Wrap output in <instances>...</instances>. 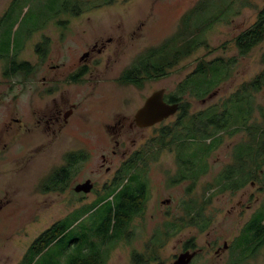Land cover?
Segmentation results:
<instances>
[{
    "label": "rangeland",
    "instance_id": "374dc122",
    "mask_svg": "<svg viewBox=\"0 0 264 264\" xmlns=\"http://www.w3.org/2000/svg\"><path fill=\"white\" fill-rule=\"evenodd\" d=\"M97 1L103 0H0V264H28L31 254L26 253L33 240L60 219L72 228L67 239L84 227L88 235L86 233L83 238L96 237L94 230L106 214L104 206L96 199L120 162L118 157L114 158L110 173L100 167L101 153H110L101 122L111 121L115 111L121 110L132 119L144 97L158 89L165 88L167 94L175 93L202 60L223 57L231 63L229 75L215 87V81L224 76V70L218 77L193 78L192 87L184 93V101L190 106L183 123L188 124L200 113L207 121L204 112L220 115L227 109L233 112V119L227 129L198 141V163L204 165V160L205 165L208 164L207 171L198 169L196 179L190 173L177 183L171 178L181 177L180 153L185 154L182 156L192 154L196 146L179 148L177 138L162 139L161 129L179 121L181 110L158 125L132 133L131 137L137 140L136 148L145 142L161 146H155V154L149 149L147 159L141 162L145 164L141 165L144 170L139 165V178H146L150 192L146 209L133 220V232L128 238L109 249L107 264H127L131 253L136 250L145 253L150 244L160 252L163 262L169 263L171 257L179 253L181 245L193 236L204 246L218 234H224L230 241L249 213L246 210H243L246 215L239 213L241 210L233 206L244 195L248 200L250 191H258L257 195L262 197L259 191H264V152L253 153V170L257 174L253 177L255 185L247 183L240 195L224 193L219 177L227 165L237 163V145L240 156L249 157L250 165V147L258 151L264 142V89L253 92L250 105L240 100L241 95L235 103L231 102L232 94L264 69V40L246 54H240L236 44L238 36L257 21L264 9V0H210L207 8L192 21L196 36H199L196 39L202 40L201 46L169 69L166 76L147 79L138 86L122 84L115 77L148 47L163 43L177 32L183 17L201 0H112L96 6ZM76 13H82L83 17L72 22L71 31L67 29L65 38H60L59 31L64 30ZM44 35L51 37L49 62L65 63L53 72L68 71L73 56L88 49L96 36L114 39L110 44L113 52L108 67H101L105 79L94 80L98 83L93 84L82 80L81 86H66L69 90H78L74 100L81 101L77 111L82 120L56 135L45 131L43 124L37 127L34 113L38 110V114L39 105L47 98L43 95L45 85L42 82L47 65L41 63L35 47ZM21 54L35 64L28 82L22 72L5 75L9 68L5 62L19 60ZM107 61L103 59V63ZM49 79L48 76L46 80ZM55 79L59 80L58 77ZM51 85L58 95L62 82ZM205 92L208 93L198 95ZM10 116L22 117L30 129L24 126L18 130V123L9 124ZM210 128L214 130L212 126ZM215 138L219 139L215 141ZM79 143L89 154L87 159L80 161L71 184L74 187L91 177L97 191L79 195L73 187L65 193L43 190L41 185L48 173L62 163L67 151L79 149ZM210 147L208 157L203 159ZM165 198L171 200L170 204H162ZM191 199L204 201L201 208L211 225L203 234L188 225ZM59 248L60 243H53L31 264H44L50 255L57 256ZM249 264H264V248Z\"/></svg>",
    "mask_w": 264,
    "mask_h": 264
},
{
    "label": "flooded vegetation",
    "instance_id": "af4514ba",
    "mask_svg": "<svg viewBox=\"0 0 264 264\" xmlns=\"http://www.w3.org/2000/svg\"><path fill=\"white\" fill-rule=\"evenodd\" d=\"M82 17H83L82 13H76L73 19H69L68 25L64 28V30L59 31L60 33L59 37L64 39L66 36L67 29L71 31L72 22H75L81 19ZM50 38H51L50 35H44L42 37V40L35 44L36 53L40 56L41 63L43 64L45 63L44 64L45 66L47 65L46 74L43 76V81H42L43 84L45 85L44 87L45 93L43 95L46 94L47 98L43 105H39L38 114H37L38 110H36L34 113L36 116L35 117L36 126L38 127L43 124L45 131L48 132L51 131L50 133L56 135L57 132L62 131L65 127L70 126L72 124H77L79 120H82L80 113L77 111L81 101L76 102L74 100L75 94H77L78 90L76 89L69 90V88H67L66 86L68 85L81 86L82 80L85 83L93 84V83H98L99 80L105 79L101 67L103 65L106 68L108 67L109 60L111 59L113 52L111 50L110 44L114 41V39L113 37L105 38L104 36H100V37L96 36L94 42L90 44L88 49L84 50L82 54L79 56L76 55L73 56L74 61L70 64L71 68H69L68 71L66 70L64 72L63 71L53 72L52 71L53 69L56 68L60 69L62 65H65V63L62 62V64L60 63L52 64L49 62L50 50H51ZM41 43L43 44V46L39 47ZM48 45L49 47H47ZM23 54H21L19 60L9 61L8 63L7 62L5 63L6 65H8L9 68L16 67V70H13L12 73L22 72V74L25 77L24 78L25 81L28 82L29 81L28 75H30L35 70L34 69L35 64L29 61L26 57H23L24 56ZM103 59H107L108 61L103 63ZM127 68L123 67L119 71L118 75L115 77V79L116 80L118 79L119 82L121 81L122 84H125V82H123L121 79L123 77L124 71ZM104 70L105 69L103 67V71ZM48 76L50 77V79L46 80L48 79ZM55 77H58L59 80H56ZM92 79L93 81H90ZM137 79L139 80V83L145 82L144 71L140 72ZM94 80H98V81H94ZM61 82L63 87L59 88V92L57 95L56 94L57 90L53 88V85H51V83L60 84ZM134 85L138 86L136 84ZM150 95L144 97L143 104L137 109L132 119L128 114L123 113V111L121 110V111H115L114 115H112L111 117V121L101 122L102 123L101 128L104 134L107 136L108 145H110V151H109L110 153L108 154L105 152L101 153L102 163L100 164V167L102 169L104 168L106 172L110 173L112 171V165H110V163L114 162V158L118 157L120 161L116 166V169L114 170L113 176L110 178L109 181L107 180L105 181L103 185L102 194L98 195L97 197V199H99L100 197L106 196V198H104L101 201V204H104L107 201L113 202L118 196V194L121 193V191L112 192V188L114 187L115 183L119 181L120 178L119 173L121 171H125L128 169L132 173L140 172L141 168L143 169V166L141 165H145L142 164L141 162H145V160L147 159L145 156L149 153V149L151 148L152 152H154L155 154V150H154L155 146H157L156 148H159V146H161V144H156L155 142H145L142 143L140 147L136 148L137 140L131 137L134 131L153 127L167 120L169 117L173 116L171 115L168 118H165L164 120L157 122L153 125H149V126L138 125L136 121V114L139 111V109H141L145 105L146 100ZM167 95L168 94L166 92L165 101L168 103L179 102V109L181 110L182 101H172ZM216 113L218 114V112H215V114ZM77 116L80 119H78ZM10 118L11 119L9 124L18 123L19 124V127L17 128L18 130L24 129V126H26L27 130L30 129L27 127L28 124L23 122L22 117L10 116ZM207 121L209 122L208 119ZM79 144L81 145V143ZM81 146L79 149L75 148L74 150L67 151L64 155L62 163L58 164L56 168H54L50 173H48L49 175L54 171L58 172L59 180L61 181L59 190H57L58 192L65 193L69 188L73 187V185L71 184V179H73V176L77 170V166H79L80 161L88 158L89 153L87 152V149L84 148L85 146L82 147ZM236 152H237V147H236ZM254 152H256V150H252V148H250V153H249L251 159L250 165L248 162L249 157L247 158V156L244 155V157H242L243 161H240L239 163H233L231 165L233 167V170L227 169L228 165L223 169V172L220 174L219 177V179L221 180V185L224 184L225 180L231 182L229 188L223 190L224 193L229 192L230 194L234 193V195L238 193L240 195V190L245 188V186H247V183H249L250 185H255V179H253V177H255L257 174L256 172L254 174L255 169L252 164V161H254V157H253ZM68 153H75L77 155L84 153V159L77 160L74 166H71V162L66 159V155ZM182 155L185 154L181 152L179 157L181 164L180 167L181 177L178 179L177 178L174 179L172 177L171 181L173 183H177L181 179L189 177L190 173L191 175L193 173L197 174L198 167L201 165L198 163L199 156H197L198 157L197 159L196 158L194 159L193 156H192L193 158L191 157L192 154H188L186 156H182ZM203 159L205 158L203 157ZM192 163H195L194 165L197 166L194 169H189V165H191ZM203 163H205L204 160ZM139 165L141 166V168L139 167ZM230 172H234V173L230 174ZM227 177L228 178L231 177L232 179L228 180ZM87 180H90L91 183L93 184L92 190L89 192L76 191L75 189L76 186L84 183ZM93 180L94 179L91 177L85 178L83 181L77 183L73 187L74 191L79 195L81 194L87 195L95 190L97 191V189L95 188V181ZM143 180H145L144 181L145 190H144V198L142 200V204L136 210L137 212L135 211L132 214V217H130L131 219L129 218L128 225L125 228L126 232L124 233V237L118 239L119 241L121 239L128 238V235L133 232L131 229V224L133 220L136 217H138V215L139 216L140 214L142 215L146 209L148 196L150 192L146 178L144 177ZM243 181H246V184L241 186V183ZM129 182L130 181L128 179H125L123 183L127 185ZM257 193L258 191H250L248 200L244 199L246 197V195H244L243 199L238 200L236 202V206H233L234 208L236 207L241 210L239 211V213L242 212L244 215H246L247 212L243 210H246L249 213L246 217L245 222L242 223L239 232H237L230 241H228L227 238H224V234H218L214 239L209 240L204 246V245H200L199 240H197V237L193 236L188 240H186L183 245H181V249L179 253H175L171 257V261H169V263L163 262V258H161L160 252L155 247H153V245L150 244L149 248L145 251V253H141L137 250L136 252L131 253L130 260L127 262V264H174V262L179 258L180 254L183 252H189L192 254V258L187 264H201L202 261L203 264H249L252 261V259H254L258 255L259 251L264 248V232H260L257 226L258 219L261 216L260 214L264 212V191L263 190L259 191V193L262 194V197H259ZM189 194H192V192L189 191ZM246 201L249 204L246 203L244 205ZM170 202L171 200L169 198L162 199V204L165 203L170 204ZM203 204L204 201L195 202L191 199L189 201V206H188V209L191 211L188 225L196 227L201 234H203L202 232L207 230L211 225L209 217L208 216L206 217L204 214L203 211L204 208L203 207L201 208ZM199 214H202V216H198L197 220H195L194 215H199ZM239 219L241 220L242 216H240ZM262 225H264V220H262ZM209 232L208 235H210ZM204 259H205V263H204Z\"/></svg>",
    "mask_w": 264,
    "mask_h": 264
},
{
    "label": "trees",
    "instance_id": "16d2710c",
    "mask_svg": "<svg viewBox=\"0 0 264 264\" xmlns=\"http://www.w3.org/2000/svg\"><path fill=\"white\" fill-rule=\"evenodd\" d=\"M209 1L210 0H201L197 3L183 17L182 23L177 32L166 39L163 43L148 47V49L137 56L134 62L124 71L121 80L123 82L141 85L142 83H139L137 78L142 71H144L145 80L164 77L169 73V69L173 68L182 59L191 55L198 47H200L202 40L196 39L199 36H196V29L193 28L192 21L194 17L207 8ZM110 2H112V0L97 1L96 6H101L102 3L108 4ZM263 40L264 9L260 11L257 21L253 23L249 29L245 30L238 36L236 44L239 48V53L246 54ZM40 46H43V44L41 43L39 47ZM230 64L231 63L225 61L223 57H217L210 61L202 60L193 73L188 75L180 83L178 90L175 93L167 95L172 101H182V108L181 113L179 114V121L173 126H164L161 131V137L162 139H166L167 137H172L173 139L177 138L180 147H183V145L196 146V149L192 152L194 159L198 158L197 156H199L198 154L200 152L198 141L203 140L204 138L213 137L218 131L227 129L229 123L233 119V112L229 109L222 112L220 115L206 114V112H204L206 120L208 119L209 122L203 120L204 115L203 113H200L199 117H194V120H191L188 124H184L183 120L186 118L190 106L189 102L184 101V93L187 92L189 87H192V80L194 77H205L206 79H209L207 77H218V75L224 70V76L215 81V85H213V87H215L221 82V80H224L229 75ZM13 70H16V67L8 68V70L5 71V75L12 73ZM262 89H264V69L251 81L244 83L238 91L232 94L231 102L235 103L241 95L240 100L246 103V105H250L253 92H259ZM210 91L211 90L208 92ZM208 92L198 95H205ZM227 108L232 107L227 106ZM210 126H212L214 130L211 129ZM218 139L219 138H215L214 140L217 141ZM261 144L262 146L256 151V154L264 152V142ZM211 148L212 147L205 151L204 158L208 157ZM240 155L241 154L237 151V163L243 161ZM66 159L71 162V166H74L77 160L84 159V153L80 155L68 153ZM194 164L195 163L189 165V169H194ZM231 165L232 164H229L227 169L233 170ZM207 168L208 164L205 165V163L200 168L198 167V169H201V171L203 170V172H206ZM232 173L234 172H230V174ZM193 175L194 179L198 177L195 173H193ZM119 176V181L115 183L112 192L121 191V193L118 194L115 202L112 203L107 201L101 205L104 206L103 208L106 214L104 218L98 222L99 225L94 230L96 233L95 238L89 236L83 238L86 233L88 235L87 228L84 227L80 230V233L77 232V235H73L70 240L67 239L66 237L71 234L72 228L61 219L43 230L33 240L28 249L29 253H26L27 255L31 254L28 264H31L36 256L48 249L53 243H60L57 256L50 255L48 258L49 260L47 259L48 261L44 264H107L109 249L119 241L118 239L124 237V233L126 232L125 228L128 225L129 218L132 217V214L141 206L144 198L145 184L144 180L141 179V176L139 178L138 172L132 173L127 169L121 171ZM125 179L130 181L127 185L123 183ZM227 179L231 180L232 178L227 177ZM60 184L61 181L59 180V174L57 171H54L43 180L41 186L43 190L57 191L59 190ZM230 184V181L225 180L223 184L224 189L229 188ZM245 184L246 181H243L241 186ZM103 199L104 198H99L96 201L100 204ZM260 215L257 226L260 232H264V225H262L264 212ZM198 216H202V214L194 215V219L197 220Z\"/></svg>",
    "mask_w": 264,
    "mask_h": 264
},
{
    "label": "water",
    "instance_id": "95a60500",
    "mask_svg": "<svg viewBox=\"0 0 264 264\" xmlns=\"http://www.w3.org/2000/svg\"><path fill=\"white\" fill-rule=\"evenodd\" d=\"M166 89L154 91L146 100L145 105L136 114V121L140 126H149L174 115L179 109V102L168 103L165 101ZM93 188L90 180L76 186V191L89 192ZM192 258L189 252H183L174 264H187Z\"/></svg>",
    "mask_w": 264,
    "mask_h": 264
}]
</instances>
